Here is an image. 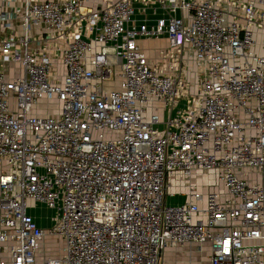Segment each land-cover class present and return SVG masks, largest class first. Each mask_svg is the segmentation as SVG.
Returning <instances> with one entry per match:
<instances>
[{"label":"built area","instance_id":"obj_1","mask_svg":"<svg viewBox=\"0 0 264 264\" xmlns=\"http://www.w3.org/2000/svg\"><path fill=\"white\" fill-rule=\"evenodd\" d=\"M23 1L0 14V264H164L192 246L264 264V0ZM45 102L61 115H34ZM196 172L215 189L170 205L169 178Z\"/></svg>","mask_w":264,"mask_h":264},{"label":"crops","instance_id":"obj_2","mask_svg":"<svg viewBox=\"0 0 264 264\" xmlns=\"http://www.w3.org/2000/svg\"><path fill=\"white\" fill-rule=\"evenodd\" d=\"M4 1L5 0H0V14L2 12H4L6 15L15 14L16 11H18V9H20L23 6V2H24L23 0H6L4 3L5 6H4L3 5ZM101 4H106V0H91V2H90V5L92 7H95V8L100 7ZM11 24H12L11 29L13 30V32L17 36H20V34H22V25H21V21H20V16H18V18L16 20L11 21ZM43 32H44L43 27H41V28L34 27L32 29V35L33 36H40V35H42ZM9 33H10V30L4 29V26L0 25V39H6V37L9 36ZM46 36H47L46 34H43V37H46ZM162 41H166V40H162ZM57 45H58V43L56 45L51 46L50 49L53 53V57H54V60L56 62L55 63L56 67L58 69L61 68L63 70L62 74L64 75V69L61 65V62L59 61V58H58L55 50H54V49H56ZM167 47H168V43H167L166 48ZM98 48L99 47H96V49H98ZM144 48L146 49L147 54L153 59L156 58L158 51H160V50H157L156 52H153L147 47H144ZM166 48L164 50H166ZM14 70H15V72L13 74ZM20 72H22V71L20 70V67H18V66L10 68V76H14L15 74L19 75ZM107 86H108V88L112 89V88H117L119 85L118 84L117 85L111 84V85H107ZM196 177H203L205 179H209L207 174H202L200 172H196L190 179L184 178L181 174H175V175L171 176L169 178V186L168 187H171L172 184H174L173 181H175V182L182 181V182H184V184L182 183L183 185H181L179 187H177L176 185L174 186L176 188L177 192H175L174 194H171V195H169V193H168L167 202L169 203L170 200L172 201L174 199L180 198V202L178 204H170V205L176 206V205L184 204L187 201H189V199H190L189 186H192V185L195 186L196 189L198 190V192H201V193H209L210 191L215 189V188L206 187V184H204L201 180L198 181L196 179ZM214 183H215V181H214ZM38 222H39V225L41 227L45 228V224H44V222H42V220L38 219ZM208 252H209L208 247H204L203 250H199L198 247H196V246L187 247L185 249H177V250L170 249V250H167L164 254V264H189V261L191 259H194L192 264H201V261H203V259H206V258L208 259L209 264H210ZM200 256H202V257H200ZM188 258H189V261H187Z\"/></svg>","mask_w":264,"mask_h":264},{"label":"rangeland","instance_id":"obj_3","mask_svg":"<svg viewBox=\"0 0 264 264\" xmlns=\"http://www.w3.org/2000/svg\"><path fill=\"white\" fill-rule=\"evenodd\" d=\"M5 1L3 2L4 6H5V4H4ZM165 42L166 41H162V40H153V41H146L143 44H144V47H147L151 51L156 52L157 50H164L166 48L167 42L166 43ZM57 72H58V75L62 76L63 70L61 68L58 69ZM120 81H121L120 77L116 75L111 80V84L112 85L113 84L119 85ZM34 115L40 116V117H57V116L61 115L60 104L58 105L57 103H54V102L42 103L39 107H37L34 110ZM4 170H7L6 166H4ZM207 175H208L209 179H205L203 177H196V179L198 181L201 180L204 184H206V187L215 188V186H216L214 183L215 175L214 174H207ZM173 182H174V184H172L173 187L171 186L168 189L169 195L177 192L176 188L174 187L175 185L177 187H179V186L184 184V182H182V181H177V182L173 181ZM220 189H222V187H220ZM179 202H180V198H177V199H174L172 201L170 200L169 204H178ZM32 211H33V214L36 215V217L38 219H40V220L42 219V222H44V224H45V228H48L52 224L53 218L56 215L55 212L46 210L45 208H43L41 206L34 208ZM63 248H64V242L59 240L58 238L50 237L46 240V252H47L48 258H52V259L60 258L62 256ZM200 257H202V256H200ZM193 260L194 259H191L189 261V258H188L187 261H189V264H192ZM201 264H209L208 259L207 258L203 259V261H201Z\"/></svg>","mask_w":264,"mask_h":264}]
</instances>
